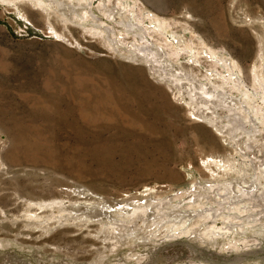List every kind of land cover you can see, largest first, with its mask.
Listing matches in <instances>:
<instances>
[{
  "label": "rangeland",
  "instance_id": "rangeland-1",
  "mask_svg": "<svg viewBox=\"0 0 264 264\" xmlns=\"http://www.w3.org/2000/svg\"><path fill=\"white\" fill-rule=\"evenodd\" d=\"M57 1L59 11L47 0H0V264H264L262 120L254 136L237 128L234 142L187 106V83L129 58L146 41L170 71L203 79L215 65L211 48L237 63L252 93L253 68H264V0ZM133 83L150 89L147 114ZM227 115L219 110V124L239 127ZM129 129L143 132L147 149Z\"/></svg>",
  "mask_w": 264,
  "mask_h": 264
},
{
  "label": "bare ground",
  "instance_id": "bare-ground-1",
  "mask_svg": "<svg viewBox=\"0 0 264 264\" xmlns=\"http://www.w3.org/2000/svg\"><path fill=\"white\" fill-rule=\"evenodd\" d=\"M9 1H13V0H9ZM47 4H49V6L51 7L52 4H55L56 7H59L58 11L60 9H62L60 6L62 5V1L59 2L57 0H47ZM33 2L35 4H43L45 5L44 0H33ZM66 1H64L65 3ZM68 4V3H67ZM66 4V5H67ZM64 5V4H63ZM65 5V6H66ZM70 6V5H69ZM128 6V5H127ZM47 6H43L42 8L46 10ZM53 7V6H52ZM132 8V6H131ZM52 9V8H51ZM55 9V8H54ZM73 11V14L77 15L80 17V20L83 19L85 20L87 17V15L84 14L80 15L77 11L76 8L73 6V8H69V11ZM88 9V8H87ZM127 9H129L127 7ZM44 10V12H45ZM56 10V9H55ZM53 11V9H52ZM88 11L89 10H85ZM111 11V10H110ZM50 12V11H49ZM47 12V13H49ZM55 12V11H54ZM68 12V11H67ZM87 12V13H88ZM127 12V11H126ZM132 12V11H131ZM63 13V12H62ZM84 13V12H83ZM86 13V14H87ZM92 13V12H91ZM89 13V14H91ZM55 14V13H54ZM58 14V13H57ZM55 14V15H57ZM61 14V13H59ZM66 14V13H65ZM63 13V15L66 17ZM68 14V13H67ZM71 14V15H73ZM70 15V13H69ZM108 15V14H107ZM155 15V14H154ZM64 16H60V17H64ZM97 16V15H95ZM124 16V15H123ZM56 17V16H55ZM73 17V16H71ZM76 17V16H75ZM99 17V16H98ZM68 18V17H67ZM124 18V17H123ZM146 18V17H145ZM66 19V18H64ZM92 19V21L96 22V17H92L90 18ZM126 19V18H125ZM124 19V20H125ZM59 20V19H58ZM131 20V18H130ZM134 20V19H132ZM73 21V20H72ZM88 21V20H87ZM78 22V21H77ZM90 23L92 24V28L98 26L97 23ZM99 22V21H98ZM101 22V20H100ZM88 24V23H87ZM134 24V23H132ZM139 26V25H137ZM136 26V27H137ZM90 27V26H89ZM125 27L126 31H130L133 28V25H131L130 23H127L126 26H123V28ZM142 27V26H141ZM146 27V26H145ZM151 27V26H150ZM153 28L155 26H152ZM214 29H218L219 31L222 30V25L219 23H214L213 25ZM85 29V27H82ZM92 28L90 29V31L92 30ZM157 28L162 31L163 33H165V30L163 29V25L161 23L157 24ZM146 29V28H145ZM100 30V29H99ZM135 30V29H134ZM152 29H150L151 31ZM89 31V32H90ZM94 31V30H93ZM95 31H97L95 29ZM102 31V32H101ZM101 31L99 33H103L104 30L101 29ZM107 31V36L110 37V31L109 28H106ZM158 31V30H156ZM159 31V32H160ZM58 32V31H57ZM124 32V31H123ZM131 32V31H130ZM147 32V30L145 31ZM154 32V31H152ZM98 33V32H96ZM127 33V32H124ZM60 34V33H59ZM68 34V33H67ZM133 34V33H132ZM134 35V34H133ZM137 35V34H136ZM239 35V34H238ZM143 35H141L142 38ZM113 37V36H112ZM122 37V36H121ZM239 38V40L241 41V51L240 53H242L244 56H246L248 54L250 45H249V40H248V36H246L243 33H240L239 36H237ZM116 39V38H115ZM225 39V38H223ZM143 40V39H142ZM146 40V39H145ZM112 41V40H111ZM142 42V41H141ZM148 43V42H147ZM116 45V44H115ZM178 45V44H177ZM126 46V45H125ZM132 48H129V58H136V56L141 55L143 57L142 60L149 62V65L152 67H155L157 69V72H159V75L161 76L162 80H168L170 81V83L175 84L176 86H178L179 88L181 87L182 83L185 82L187 83V87L185 88V96L187 97V106L189 105L192 110L195 111V113L200 116L202 119L206 120L208 122V124L210 126H218L220 128V130L222 132H225L229 135V137L234 141V142H239V139L241 137H243L242 134H238V130L237 128H242L244 131H242V133L244 134V136H254V132L258 131L257 129V124H256V118L260 119V121L262 120L263 124H264V68L262 67V65H260L259 62H257L256 68H253V74H252V81L251 83L253 84V92L249 93L248 89L246 87H243V85H241L242 79L239 76V74L236 72L237 69H235L237 67V63H234L230 60V58L227 57H215L214 55H216L217 53L211 49L208 48L207 52L209 57L212 56V58H216L214 59V67L213 69H210L208 73H205L203 75V79L199 78V76L194 73L193 71H189V70H184V69H180L178 71H170V65L167 66V64L160 59L159 57V53L156 52V49L154 51L151 50L152 48H150L148 44H146V41H144L143 43L140 44H133ZM182 46V45H181ZM131 47V46H130ZM179 47V46H178ZM183 48V47H182ZM113 49V48H112ZM186 50V48H183ZM261 52H259V56L260 58H262V56H264V48H261ZM117 51V50H116ZM128 51V50H127ZM176 53V52H175ZM162 55V54H161ZM242 55V56H243ZM139 58V57H138ZM264 58V57H263ZM141 59V58H140ZM232 59V58H231ZM262 60V59H261ZM143 61V63H144ZM264 61V60H263ZM262 61V62H263ZM212 64V63H211ZM216 64H220V67H222L225 71V74H221L220 71L216 70ZM264 66V65H263ZM219 67V66H218ZM181 68V67H180ZM151 70V69H150ZM155 70V69H154ZM235 70V71H234ZM239 72L241 73V70H239ZM156 74V72H155ZM214 75V76H212ZM132 76V75H130ZM129 76V77H130ZM211 76V77H210ZM210 79L209 82L210 84H208L209 82H204L202 80L205 79ZM218 78V80H217ZM124 82V81H123ZM218 83V84H217ZM143 84V83H142ZM168 84V83H167ZM219 84H228L229 89H233L234 91H238L240 92V95L238 97H232L230 94H228L226 91L222 90V86ZM144 86H148V84H143ZM132 91H136V84L134 85V83L132 84ZM140 88V87H139ZM147 88V87H146ZM169 88V87H168ZM146 91H136L137 94L139 96H141L140 100L137 102L139 106L145 108L144 112L147 114L149 113L150 109H152V107L150 106L151 104L149 103V100L147 99L148 96L150 95V89L147 88L145 89ZM148 90V91H147ZM179 90V89H178ZM180 93V92H179ZM259 93H261V95L258 97ZM259 98L261 101L260 103L258 102ZM218 106V109L215 110L214 108ZM248 106L251 108L252 112L250 111V109L248 108ZM124 113L121 114L123 116H126L129 119L128 125L131 127H136V122L133 119L135 117V114H137L134 110H130L129 106L124 105ZM150 108V109H149ZM228 112V119L232 120V123H236L239 124V127H235V125H223V124H219V118H218V113L219 110H224ZM245 110V111H243ZM245 112V114H244ZM203 120V121H204ZM250 123V132L249 130L245 131L247 129V124ZM219 124V125H218ZM139 125V124H138ZM196 127V126H195ZM199 129L200 132H202L203 134L205 132H203L199 127H196ZM145 131H147V129H145ZM149 131V129H148ZM128 133H131L132 135H135L134 137L138 138L137 143H132L134 146H141L144 147L145 149H147V145L149 144V139L147 138H140V137H145L143 132H137L135 133V131L133 129H129ZM241 135V136H240ZM241 142V141H240ZM245 147L249 148V144L247 141L244 142ZM243 146V145H242ZM208 159V158H207ZM235 160V159H234ZM220 164V163H219ZM221 166V165H220ZM225 167V165H224ZM223 167V168H224ZM228 167V166H227ZM226 169V168H225ZM229 169V168H228ZM262 170V169H261ZM228 171V170H227ZM230 171V169H229ZM237 172V171H236ZM241 172V171H240ZM243 175V174H242ZM245 176V175H244ZM244 176L242 179H244ZM260 176V175H259ZM247 178V177H246ZM252 178V176L250 177V179ZM255 178V177H254ZM252 178V179H254ZM256 179V178H255ZM245 180V179H244ZM227 181V180H226ZM230 181V180H229ZM242 181V180H241ZM225 182V181H224ZM231 182V181H230ZM249 184V183H247ZM262 184V183H261ZM257 185V184H256ZM231 186V184H230ZM240 186V185H239ZM238 186V188H239ZM236 187V186H235ZM248 187V186H247ZM220 188V187H219ZM254 189V188H253ZM235 190V189H234ZM236 190H238L236 188ZM241 192H245L247 191V188H240ZM249 194L251 195V197H253V191L251 190V188L248 189ZM229 193V192H228ZM250 197V198H251ZM46 201V200H45ZM241 203V202H240ZM52 206H62L63 203L60 201H53L51 203ZM65 205V204H64ZM156 206L160 207L162 205V203L158 202L155 203ZM235 205V204H234ZM147 205H144L142 207L139 206L138 209L143 210V220H147L145 215V208ZM230 207V206H229ZM42 208V207H41ZM57 208V207H56ZM173 208V207H172ZM244 208V207H243ZM34 209V208H33ZM37 209V208H36ZM49 209V208H48ZM60 209V208H59ZM62 209V207H61ZM60 209V210H61ZM137 210V208L135 209ZM229 210V209H228ZM239 211V210H238ZM264 211V210H263ZM60 212V211H59ZM94 212V211H93ZM60 214V213H59ZM182 214V213H181ZM184 214V213H183ZM37 215V214H36ZM85 215V214H84ZM156 217L158 218V223L164 221V217L163 215L161 216L160 212L155 214ZM66 216V215H65ZM180 216V215H179ZM187 216V215H186ZM46 217V216H45ZM73 217V216H72ZM86 217V216H85ZM262 217V216H261ZM132 218V217H131ZM184 216L181 217V219L183 220ZM217 218V217H216ZM80 219V218H79ZM29 220V219H28ZM85 220V219H84ZM40 221V220H39ZM217 221V220H216ZM215 221V222H216ZM45 222V221H44ZM252 222V221H250ZM79 226V225H78ZM138 226V225H137ZM206 226V225H205ZM144 228V227H143ZM208 228V227H207ZM126 229V228H125ZM142 229V228H141ZM126 231V230H125ZM211 236V235H210ZM213 236V235H212ZM122 238V237H121ZM120 238V239H121ZM213 238V237H211ZM119 242V241H118ZM117 242V243H118ZM121 243V242H120ZM115 245V244H114ZM105 246V245H104ZM92 247V246H91ZM95 247V246H93ZM99 247V246H98ZM112 247V246H111ZM110 247V248H111ZM115 247V246H114ZM113 247V248H114ZM106 248V247H105ZM112 248V249H113ZM92 249V248H91ZM108 249V248H107ZM103 250V249H102ZM104 251V250H103ZM94 252V251H92ZM101 252V251H100ZM99 252V253H100ZM102 253V252H101Z\"/></svg>",
  "mask_w": 264,
  "mask_h": 264
}]
</instances>
